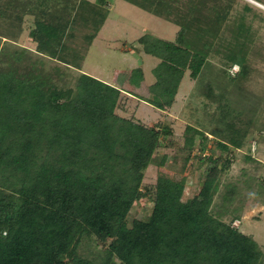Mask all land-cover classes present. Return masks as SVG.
Wrapping results in <instances>:
<instances>
[{
    "label": "trees",
    "instance_id": "16d2710c",
    "mask_svg": "<svg viewBox=\"0 0 264 264\" xmlns=\"http://www.w3.org/2000/svg\"><path fill=\"white\" fill-rule=\"evenodd\" d=\"M125 1L179 26L173 42L150 34L139 39L160 60L152 97L144 101L172 108L186 72L197 79L212 53H221L231 80L248 75L245 22L227 41L222 32L235 0ZM107 6L108 0H0V20L14 23L17 38L24 17L33 16L38 54L82 70L110 14ZM80 38L84 44H77ZM34 54L0 50V264H264L254 235L233 225L242 219L241 187L221 189L233 165L230 153L243 149L249 135L231 121L230 107L220 112L224 132L211 134L227 155L203 157L209 167L197 195L186 198L185 172L201 148L196 138L204 152L211 135L194 125L185 129L182 168L145 187L149 167L169 161L156 154L174 135L170 123L150 126L120 116L121 90L89 74L81 73L75 88L59 86L61 67L48 71ZM235 65L240 71L232 75ZM206 93L212 96V87ZM253 182L244 184L251 189ZM145 198L153 204L149 216L130 220ZM92 243L97 251L87 252L84 245Z\"/></svg>",
    "mask_w": 264,
    "mask_h": 264
},
{
    "label": "rangeland",
    "instance_id": "374dc122",
    "mask_svg": "<svg viewBox=\"0 0 264 264\" xmlns=\"http://www.w3.org/2000/svg\"><path fill=\"white\" fill-rule=\"evenodd\" d=\"M74 1L79 2L80 0ZM89 1L96 2L97 0ZM259 4L264 6V0H235L222 31L227 41L241 22H245V36L249 40L246 54L248 75L231 80L225 72L228 66H223L221 63V53H212L209 58L210 63L206 64L197 79L191 77L189 70L186 72L179 94L176 96L178 98L175 99L172 108L165 110L167 113L160 114V110L150 104L142 105L140 108V102L132 103L124 98L116 113L122 116L126 115V117L136 114L147 125H157L158 121L165 122V120L166 123L173 125V137L169 141L163 140L156 154L158 159L163 155H168L169 161L165 167L151 165L146 171L144 186L150 187L156 184L160 173L174 175L175 170L179 171L184 165V157L187 155V151L184 150L187 125L200 127L209 135L214 132L222 134L224 132V126L220 121L222 105L230 107L228 111L231 121L237 124L238 128L246 129L249 135L242 152L232 151L230 153V155L234 154V161L231 169L222 175L221 189L224 191L228 183L239 184L245 200H243L244 204L239 206V214L242 219L240 222H234L233 225L244 233L253 234L256 241L264 248V8ZM107 9H111V13L93 47H90L87 53L84 63L86 74L92 75L99 70L111 77L115 71H128L133 67H142L145 64L143 68L148 79L147 83L150 79L148 84L153 83L157 80L154 67H157L160 60L143 53V60L140 61L135 58L132 51L124 52L123 49L131 50L132 47H140L139 39L147 34L173 42L176 40L179 26L150 14L125 0H108ZM32 18V16L24 17L23 32L17 38L13 36L17 33L14 23L1 19L0 33L9 38L0 37V50L3 46H14L34 52L36 48L32 44L33 41L29 34V29L34 22ZM226 25L230 29H227ZM77 44H84L83 39L80 38ZM227 44L223 43V45ZM107 47L112 50L105 51ZM34 55V59H45L44 56H39L36 53ZM45 60L47 62L45 69L48 71H52L56 66L61 67V74L55 80L59 86L75 88L77 78L82 72L69 69L47 58ZM238 67L240 69L239 65ZM208 87L213 89L212 96L206 93ZM145 95L148 94L145 93ZM165 117L167 118L165 119ZM206 137L208 143L204 152H201L202 138L199 136L196 138V144L201 148L198 149L199 151L192 152V160L185 172L188 177L186 198L194 197L201 189L209 167L206 162L203 163L204 155L212 154L215 157L220 155L226 157L227 155L222 151L219 138L216 135ZM253 142H256L257 150L252 155L251 145ZM249 154L254 158L253 160L247 159ZM250 179L254 180L251 189L247 188V184H244V181ZM219 202L220 195H217L216 203ZM237 204L239 203L237 202ZM152 207L150 198L137 202L130 212L129 219L147 218ZM227 219L230 220V217ZM87 244L89 243L87 242ZM91 245L89 247L84 245L85 248H88L87 252L91 249L96 252L95 244Z\"/></svg>",
    "mask_w": 264,
    "mask_h": 264
},
{
    "label": "crops",
    "instance_id": "0c3cea01",
    "mask_svg": "<svg viewBox=\"0 0 264 264\" xmlns=\"http://www.w3.org/2000/svg\"><path fill=\"white\" fill-rule=\"evenodd\" d=\"M87 1H89V0H87ZM91 3H95V1H90ZM109 11H111V9L109 10ZM111 13V12H110ZM110 15V14H109ZM29 16V15H28ZM33 17V16H32ZM109 17V16H108ZM33 19V18H32ZM108 19V18H107ZM107 21V20H106ZM105 26V25H104ZM103 26V27H104ZM32 28H34V22H33V24H32V27L29 29V34H30V31H31V29ZM103 29V28H102ZM102 29H101V31H102ZM25 31V30H24ZM100 31V32H101ZM99 32V33H100ZM99 33H98V35H97V37L95 38V40L93 41V44L91 45V48L93 47V45H94V43H95V41L97 40V38H98V36H99ZM31 40L33 41L32 42V44H34V47L35 48H37V43H35L34 42V40L31 38ZM107 46V45H106ZM105 46V47H106ZM110 51V50H112V49H108V47H107V49H105V51ZM123 51L124 52H129V51H132L134 54H135V58L137 59V60H143V56H142V54L143 53H145L144 51H143V49H142V46H140V47H132V49L130 50V49H123ZM34 52L37 54V55H39V56H41V54H38V52L36 51V50H34ZM146 54V53H145ZM43 56V55H42ZM86 61V60H85ZM55 62V61H54ZM145 62V61H144ZM142 63H143V61H142ZM159 63H160V61H159ZM159 63H158V65H159ZM144 65L145 64H143L142 65V67H140V66H138V67H136V68H131V69H129L128 71H115V73L110 77V76H106L104 73H102V71H99V70H97V71H95V73H93L91 76H93V77H95V78H97V79H99V80H102V81H104V82H106L107 84H110V85H112V86H115V87H117L118 89H120L121 90V98H120V101H119V106H118V108H117V110L119 109V107H120V103H121V100L124 98V99H126V100H128V102H136V101H138V102H140V104H139V106H140V108H141V106L142 105H147V104H150V103H148V102H146V101H144L143 99H150L151 97H152V95L150 94V92H149V88L151 87V84H155L156 83V81L157 80H155L153 83H150V84H148L150 81H151V79L149 80V82L147 83V77H146V75H145V73H144ZM157 65V66H158ZM135 66H137V65H135ZM154 68H156V67H154ZM96 70V69H95ZM76 71H79L80 73L82 72V73H86L85 72V64H84V66H83V70H76ZM109 77V78H108ZM185 78V77H184ZM184 78H183V80H184ZM183 80H182V82H181V85H182V83H183ZM181 85H180V87H181ZM179 90H180V88H179ZM147 93L148 95H145V93ZM178 94H179V92H178ZM178 94H177V96H178ZM148 96H151V97H148ZM176 98H178V97H176ZM150 105H152V104H150ZM155 107V106H154ZM139 108V109H140ZM158 109V108H157ZM168 109H170V108H168ZM160 110V109H159ZM158 110V111H159ZM122 111V110H121ZM138 112V111H137ZM160 112V114H165V113H167L165 110H160L159 111ZM120 116H122V115H120ZM122 117H125V118H135L136 120H138V121H141V122H143V123H145L144 121H142L140 118H138L137 116H136V114L134 115V116H130V117H126V115H124V116H122ZM167 117H165V119H166ZM158 123H161V124H165L166 123V120H165V122L164 121H158L156 124H158ZM170 125H171V127L173 128V125L170 123ZM150 126H155V125H150ZM240 222V221H239Z\"/></svg>",
    "mask_w": 264,
    "mask_h": 264
},
{
    "label": "built area",
    "instance_id": "2783aa9c",
    "mask_svg": "<svg viewBox=\"0 0 264 264\" xmlns=\"http://www.w3.org/2000/svg\"><path fill=\"white\" fill-rule=\"evenodd\" d=\"M239 70H240V69H239L238 65H235V66H233V68L230 70V73H231L232 75H235L236 73L239 72ZM256 150H257L256 142H253L252 145H251V152H252V154H254V153L256 152ZM235 151L240 153V152H242L243 150H242V149H236ZM204 156H205V155H204ZM230 157H234V154H231Z\"/></svg>",
    "mask_w": 264,
    "mask_h": 264
},
{
    "label": "bare ground",
    "instance_id": "6f19581e",
    "mask_svg": "<svg viewBox=\"0 0 264 264\" xmlns=\"http://www.w3.org/2000/svg\"><path fill=\"white\" fill-rule=\"evenodd\" d=\"M259 6H261V7H263V8H264V6H263V5H261V4H259Z\"/></svg>",
    "mask_w": 264,
    "mask_h": 264
}]
</instances>
